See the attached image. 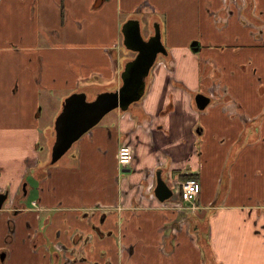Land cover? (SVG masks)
I'll list each match as a JSON object with an SVG mask.
<instances>
[{"label": "crops", "instance_id": "0c3cea01", "mask_svg": "<svg viewBox=\"0 0 264 264\" xmlns=\"http://www.w3.org/2000/svg\"><path fill=\"white\" fill-rule=\"evenodd\" d=\"M133 18L159 24L168 57L138 103L51 165L63 100L120 85L121 26ZM58 93L43 117L41 97ZM123 142L134 158L118 171ZM157 173L173 193L165 202ZM184 174L201 188L195 210L176 194ZM4 192L0 249L9 216L14 230L5 264H205L203 223L217 264H264V0H0Z\"/></svg>", "mask_w": 264, "mask_h": 264}, {"label": "water", "instance_id": "95a60500", "mask_svg": "<svg viewBox=\"0 0 264 264\" xmlns=\"http://www.w3.org/2000/svg\"><path fill=\"white\" fill-rule=\"evenodd\" d=\"M121 34L122 45L127 51L135 53V56L125 62L120 73V86L115 90L99 92L92 100H88L85 92H74L63 100L61 110L53 122L54 142L49 162L51 165L108 113L114 110L126 112L131 105L138 103L144 96L147 78L157 57L167 55L157 23L154 24L153 35L147 39L142 36L140 21L135 18L122 24ZM209 101L201 93L195 96L198 110H204ZM172 195V191L157 173L154 196L160 202H165ZM7 200L8 194L0 193V214Z\"/></svg>", "mask_w": 264, "mask_h": 264}, {"label": "built area", "instance_id": "2783aa9c", "mask_svg": "<svg viewBox=\"0 0 264 264\" xmlns=\"http://www.w3.org/2000/svg\"><path fill=\"white\" fill-rule=\"evenodd\" d=\"M117 169L121 171L132 164L134 158L133 148L126 142H123L117 151ZM200 185L195 178H188L178 182L176 194L180 203L186 204L191 210H195L196 203L200 194ZM33 205H36L33 203Z\"/></svg>", "mask_w": 264, "mask_h": 264}, {"label": "rangeland", "instance_id": "374dc122", "mask_svg": "<svg viewBox=\"0 0 264 264\" xmlns=\"http://www.w3.org/2000/svg\"><path fill=\"white\" fill-rule=\"evenodd\" d=\"M145 12H143V13H140V14H138L139 15V17L140 18H142V19H144L145 17H147V16H145L146 14H144ZM154 23H157V22H154ZM147 25V27H142L141 28V34H142V36L146 39V38H148V37H150L151 35H153V31H154V27H153V25L150 27L149 25H148V23L146 24ZM140 26H141V24H140ZM121 33V32H120ZM121 38H122V36H121ZM193 51H194V49H192ZM120 51L122 52V57H123V54H124V57L126 56L127 58H130V59H132L133 57H134V53L133 52H130V51H127V50H125L123 47H121V49H120ZM129 59V60H130ZM164 59H165V57L164 56H161V55H159L158 57H157V60H156V62H155V64L156 63H158L159 62V64L161 63V62H163L164 61ZM154 64V65H155ZM123 69V68H122ZM117 83L118 82H116L115 84H111V85H108L107 87H105V89H103V90H101V92L102 91H106V88L107 89H112L113 87V89L112 90H115V89H117L118 87L116 86L117 85ZM119 84H121V81L119 82ZM117 88H116V87ZM97 92V91H96ZM46 93V92H45ZM45 93H44V95H45ZM97 94H98V92H97ZM63 95H65L64 93H58V94H55L54 95V97H53V99L51 100L50 99V97H48L47 96V98H45L44 96H42L41 97V99H42V102H41V104H42V110H43V114H42V116L44 117V113H45V111H51V112H54V111H56V109H58V107H60V105H61V102H62V96ZM91 96H92V94H91ZM92 98H93V96H92ZM111 113V112H110ZM109 114V113H108ZM112 115H113V111H112V113H111ZM112 115H110V116H112ZM108 115H106L104 118H103V120H102V122H105L106 120H107V118H109V117H107ZM55 119V118H54ZM54 119H53V121H52V116H49L48 118H47V120L46 121H43V122H40V127H42V129H43V127H44V125L46 124V123H49V121H52V122H54ZM44 135H45V132H42V138H40V146L41 147H44V151H43V153H42V155L43 156H46V153H47V149L45 148V145H46V143L44 144V142H45V140H44ZM46 147H47V145H46ZM118 151V150H117ZM116 160H117V158H116ZM117 163V162H116ZM117 165V164H116ZM10 233H12V231H11V229H10ZM13 234V233H12ZM11 234V235H12ZM10 235V236H11ZM31 241H33L32 239H30ZM35 240V239H34Z\"/></svg>", "mask_w": 264, "mask_h": 264}, {"label": "trees", "instance_id": "16d2710c", "mask_svg": "<svg viewBox=\"0 0 264 264\" xmlns=\"http://www.w3.org/2000/svg\"><path fill=\"white\" fill-rule=\"evenodd\" d=\"M192 178L191 175H182V179H188ZM201 244H200V250L202 252L205 264H217L215 261L214 253L211 249V246L209 244L208 238H207V225L203 223V226L201 227Z\"/></svg>", "mask_w": 264, "mask_h": 264}, {"label": "flooded vegetation", "instance_id": "af4514ba", "mask_svg": "<svg viewBox=\"0 0 264 264\" xmlns=\"http://www.w3.org/2000/svg\"><path fill=\"white\" fill-rule=\"evenodd\" d=\"M136 19V18H135ZM154 27V26H153ZM154 32V31H153ZM149 38V37H148ZM147 39V38H146ZM134 56H135V53H134ZM168 57V52H167V55L165 56V58H167ZM130 58H128L127 59V61L129 60ZM6 204V203H5ZM13 215V213L11 214V216ZM13 217V216H12ZM12 220H11V218H10V216H9V218H7V224H8V226H9V228L11 229V231H12V233L14 232V230H13V226H12ZM6 245H4L3 247H1V249H0V263L1 264H5L8 260H9V258H10V249H9V244L12 242V239H11V237L8 235L7 237H6ZM81 242L83 243L84 241L83 240H81ZM63 260H61V261H59V262H56V261H54L53 262V264H67V263H65V262H62ZM72 264V263H71Z\"/></svg>", "mask_w": 264, "mask_h": 264}]
</instances>
